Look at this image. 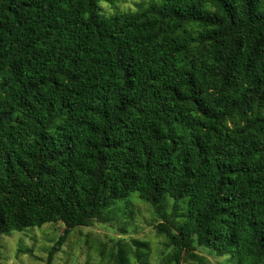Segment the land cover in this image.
I'll list each match as a JSON object with an SVG mask.
<instances>
[{"label":"trees","instance_id":"1","mask_svg":"<svg viewBox=\"0 0 264 264\" xmlns=\"http://www.w3.org/2000/svg\"><path fill=\"white\" fill-rule=\"evenodd\" d=\"M100 1L0 0V235L60 222L51 264L144 201L162 264H206L196 246L264 264V0Z\"/></svg>","mask_w":264,"mask_h":264},{"label":"rangeland","instance_id":"2","mask_svg":"<svg viewBox=\"0 0 264 264\" xmlns=\"http://www.w3.org/2000/svg\"><path fill=\"white\" fill-rule=\"evenodd\" d=\"M150 0H101V13L105 16L115 12L136 11L147 6ZM160 4V1H155ZM162 217L151 205L137 201L129 206L119 203L95 220L90 226H81L70 231L51 264H114L112 252L118 242L132 245L138 240L143 256L135 258L129 254L130 264H162V259L173 249L167 246L166 236L158 232ZM60 223H48L40 227H29L23 231H12L0 235V264H47V251L63 232ZM173 252V251H172ZM195 253L206 260V264H235L229 254L216 255L212 250L196 246ZM180 264H198L191 259Z\"/></svg>","mask_w":264,"mask_h":264}]
</instances>
